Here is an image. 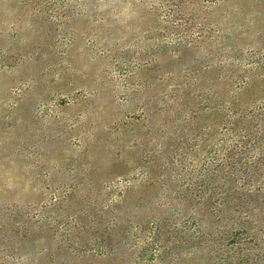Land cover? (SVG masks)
I'll use <instances>...</instances> for the list:
<instances>
[{
    "label": "rangeland",
    "instance_id": "rangeland-1",
    "mask_svg": "<svg viewBox=\"0 0 264 264\" xmlns=\"http://www.w3.org/2000/svg\"><path fill=\"white\" fill-rule=\"evenodd\" d=\"M0 264H264V0H0Z\"/></svg>",
    "mask_w": 264,
    "mask_h": 264
}]
</instances>
